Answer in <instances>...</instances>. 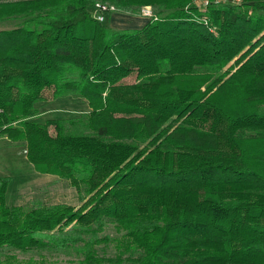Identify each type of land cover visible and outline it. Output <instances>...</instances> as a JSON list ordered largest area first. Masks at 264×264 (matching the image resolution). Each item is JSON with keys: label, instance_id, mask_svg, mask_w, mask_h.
<instances>
[{"label": "trees", "instance_id": "1", "mask_svg": "<svg viewBox=\"0 0 264 264\" xmlns=\"http://www.w3.org/2000/svg\"><path fill=\"white\" fill-rule=\"evenodd\" d=\"M97 2L157 19L115 29ZM0 23V138L85 196L9 207L0 178V250L264 264V0H0ZM65 96L89 111L37 121Z\"/></svg>", "mask_w": 264, "mask_h": 264}, {"label": "rangeland", "instance_id": "2", "mask_svg": "<svg viewBox=\"0 0 264 264\" xmlns=\"http://www.w3.org/2000/svg\"><path fill=\"white\" fill-rule=\"evenodd\" d=\"M201 1L199 0L200 5ZM114 13L128 15L113 11L103 23L109 26V21H114V16L109 19ZM2 28H4V24L0 23V30ZM39 109L41 113L37 121L44 122L48 118L62 117L63 119H70L71 117H79L89 111V105L85 99L65 96L56 99L50 105H44L43 107L39 105ZM25 147L24 143H15L5 137L0 138V178H10L6 192V205L9 207L22 205L27 208L39 204L81 206L85 201L83 190H78L66 179L37 172L27 158ZM121 234L122 232L117 230L112 223H109L97 236L114 239L121 237ZM94 248L97 255L104 259H113L120 256L115 240L101 242L96 244ZM70 251L66 253L49 247H34L27 252H23L18 249L5 248L0 250V264H85L83 256L77 254L74 250ZM134 257L128 253L123 254L122 264H136ZM104 264L113 263L106 261Z\"/></svg>", "mask_w": 264, "mask_h": 264}, {"label": "crops", "instance_id": "3", "mask_svg": "<svg viewBox=\"0 0 264 264\" xmlns=\"http://www.w3.org/2000/svg\"><path fill=\"white\" fill-rule=\"evenodd\" d=\"M114 16V21L110 22L111 27L115 28V29H140L142 28L148 21L149 19L147 17L144 16H140V17H133V16H128V15H124V14H117L114 13L113 15L110 16L109 19H111ZM55 102V101H54ZM52 102V103H54Z\"/></svg>", "mask_w": 264, "mask_h": 264}, {"label": "built area", "instance_id": "4", "mask_svg": "<svg viewBox=\"0 0 264 264\" xmlns=\"http://www.w3.org/2000/svg\"><path fill=\"white\" fill-rule=\"evenodd\" d=\"M204 4H207V1H205ZM115 10L116 9L113 5L97 2L93 8V16L96 20L104 22L107 19V16ZM142 16L147 17L148 19H157L150 6L142 8Z\"/></svg>", "mask_w": 264, "mask_h": 264}]
</instances>
